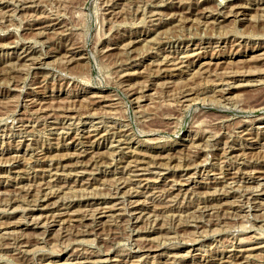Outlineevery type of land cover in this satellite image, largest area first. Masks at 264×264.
Instances as JSON below:
<instances>
[{
	"label": "rangeland",
	"instance_id": "374dc122",
	"mask_svg": "<svg viewBox=\"0 0 264 264\" xmlns=\"http://www.w3.org/2000/svg\"><path fill=\"white\" fill-rule=\"evenodd\" d=\"M23 1L0 0V264H264V0Z\"/></svg>",
	"mask_w": 264,
	"mask_h": 264
},
{
	"label": "bare ground",
	"instance_id": "6f19581e",
	"mask_svg": "<svg viewBox=\"0 0 264 264\" xmlns=\"http://www.w3.org/2000/svg\"><path fill=\"white\" fill-rule=\"evenodd\" d=\"M23 1V0H22ZM24 2V1H23ZM23 5V4H22ZM24 8H25V6H23ZM29 7V6H28ZM30 8V7H29ZM180 8V7H179ZM183 8V7H182ZM226 8V7H225ZM22 9V8H21ZM187 10V9H186ZM234 10H235V8H234ZM191 11V10H190ZM179 12H181L183 15L184 14H186L185 12H183V11H179ZM193 12V11H192ZM243 12V11H242ZM180 13V14H181ZM240 14H241V11L239 12ZM220 14V13H219ZM237 15V14H236ZM177 17L179 18V16L177 15ZM172 18V17H171ZM54 19V18H53ZM56 20V19H55ZM181 20V19H180ZM176 22H177V20H176ZM53 25H58V23H56V24H53ZM128 40V39H127ZM132 41V40H131ZM134 42L132 41V42H129L128 44H127V48H126V50H128L129 48H130V44H133ZM75 48V47H74ZM199 48V47H198ZM68 53H70L71 55H72V57L74 58V56H76L77 55V51L75 50V49H69V51H68ZM164 53V52H163ZM264 53V52H263ZM29 54L30 53H25L20 59H24V60H26V61H31V63L32 64H38V61H32L31 60V56H29ZM262 54V53H261ZM39 55V54H38ZM194 55V54H193ZM192 55V56H193ZM197 55V54H196ZM70 57V56H69ZM187 57H189V56H184L183 58H187ZM33 58V57H32ZM35 59V58H34ZM33 59V60H34ZM174 60V59H173ZM186 60V59H185ZM181 62H178V61H172V60H162V62H161V64H162V66H172V68H173V70H178L179 68H176V66L178 65V64H180ZM156 66V65H155ZM158 66V65H157ZM124 67V66H123ZM8 70V69H7ZM161 71H163L162 73H164V72H166V71H164V70H161ZM124 77V76H123ZM223 85V84H222ZM224 85H225V83H224ZM257 85V84H256ZM173 86V85H172ZM229 89H231V87L230 86H228V84H227V87L226 88H224V89H222L221 91L223 92L222 94H225L226 92H228V90ZM220 91V90H219ZM89 103V102H88ZM259 109V108H258ZM211 117V116H210ZM92 128L91 129H89L88 131H85L86 133H87V135H86V137L87 136H91V133H89V132H93V134H97L96 132H98L97 131V127L96 126H91ZM262 127H264V126H262ZM82 132H83V130H82ZM85 132H84V134H85ZM82 136H83V134H82ZM86 137H83V138H86ZM92 137V136H91ZM129 145V144H128ZM239 146V145H238ZM192 152H194V151H192ZM141 163H143V162H141V160L140 161H138V160H134V161H131L130 162V164L128 165V172H130V174L132 173V176H134V175H140L139 174V172L137 173L136 171H138V170H144V169H142V165H141ZM148 171V170H147ZM134 172H136L137 174H134ZM138 177V176H137ZM139 178V177H138ZM140 179V178H139ZM262 179H264L263 177H262ZM143 180V179H142ZM221 180V179H220ZM226 180V179H225ZM57 181V180H56ZM130 180H128V182H129ZM125 182H120L119 184H118V187L120 186V188H122L124 185ZM222 183H223V181H222ZM48 185V184H47ZM126 185H128V184H126ZM176 185V184H175ZM60 186V185H59ZM58 186V187H59ZM226 186H228V188L229 189H231V188H233V182H230V184L229 185H227L226 184ZM62 187V186H61ZM125 187V186H124ZM127 187V186H126ZM171 188V190H174V189H172L173 188V185L170 187L169 186V189ZM48 189V186H46V183L45 184H43L42 183V185H40V187H39V189H38V197L37 198H41L40 199V203H46V202H48L49 201V199H51V197H52V195L54 196V194L57 192V191H55L54 193L53 192H46V190ZM64 189V188H63ZM115 189H118L117 187L115 188ZM120 190V189H119ZM259 191V190H258ZM260 191H261V194H264V187H263V189H260ZM60 192V191H59ZM29 193L31 194V191H29ZM110 193V192H109ZM228 193H229V191H228ZM258 193V192H257ZM61 194V193H60ZM115 194V193H114ZM227 194V193H226ZM260 195V194H259ZM30 196V195H29ZM218 196V195H217ZM5 198V197H4ZM7 198V197H6ZM8 200L10 199V198H7ZM12 199V198H11ZM11 199H10V201H11ZM37 202H38V204H35V205H39L40 206V204H39V200H36ZM239 203V202H238ZM104 204V203H103ZM48 205V204H47ZM58 205V204H57ZM34 206V205H33ZM42 206V205H41ZM105 206V205H104ZM99 207L98 208V211H93V214H84V215H80V217H81V219H75V218H71V222H81V223H79L78 225L80 226V225H83L84 227H85V225H87V223H85V221H90L91 222V224H88L87 225V227L88 226H95V225H97V224H99V221L97 220V219H99V218H101V217H110V218H112V219H110V221H109V223L111 224V223H113V221L116 223V222H119L120 220H117V219H114V217H118V216H115V215H113V213L111 214H109V215H106V216H103V215H105L106 213H108V212H110V211H112V208L109 206V207ZM107 206V205H106ZM204 206V205H203ZM45 207V206H44ZM64 207H66V206H64ZM63 207V208H64ZM67 207H68V205H67ZM66 207V208H67ZM47 208V207H46ZM59 209V208H58ZM61 209H62V206H61ZM177 209V208H176ZM220 209H222V208H220ZM219 209V207H208V206H206V207H200L199 209H197V213H199V215H201L202 216V214L203 215H205V216H211L212 214H215V216L216 215H219V213H221L222 211ZM31 211V210H30ZM173 211V210H172ZM175 211V210H174ZM226 211V210H225ZM168 212H170V211H168ZM181 212V211H180ZM138 213V212H137ZM142 213V212H141ZM141 213H138V214H140V215H136V213H134L133 212V214H131L130 216H128V219L129 220H133V219H137V218H139V216H146V214H141ZM172 213V212H171ZM65 215V212H60V213H53V215H51V216H45L44 218V220H42L43 219V217H42V219H40V220H38V221H35V223H34V225H35V227H39V225H40V227H41V225H48V227H52V226H54V225H57V224H59V222H60V224H64L66 221L65 220H63L62 218H63V216ZM70 215V217L72 216V215H75V214H69ZM76 215H78V214H76ZM171 215V214H170ZM173 215V214H172ZM171 215V216H172ZM177 215V214H176ZM68 216V215H67ZM150 216V215H149ZM174 216V218H175V215H173ZM172 216V217H173ZM221 216V215H220ZM220 216H218V218H220ZM120 217V216H119ZM154 217V219H156L155 218V216H153ZM191 217H192V215H191ZM141 218V217H140ZM217 218V219H218ZM216 219V220H217ZM122 220H123V217H122ZM188 220V219H187ZM194 221V220H193ZM192 221V222H193ZM193 223H195V222H193ZM76 225V224H75ZM74 225V226H75ZM115 225V224H114ZM73 226V225H72ZM69 227V226H68ZM193 227H195V225L193 226ZM7 228V227H6ZM64 228V227H63ZM62 228V229H63ZM71 229V228H70ZM67 230V229H66ZM13 232V231H12ZM65 233V232H64ZM108 233V232H107ZM2 234L4 235L3 236V238L4 239H13V240H17L16 242H19L21 245H22V243H23V239L21 238V237H19V236H12L11 235V233L10 232H2ZM102 241V240H101ZM14 242V241H13ZM12 242V243H13ZM241 247V246H240ZM254 249H257V248H251V249H242V250H240V253L241 252H245V251H252V250H254ZM239 250V249H238ZM149 251V250H148ZM16 257V256H15ZM86 257V256H85ZM84 256H83V258H85ZM234 257V256H233ZM236 257H238V256H236ZM235 257V258H236ZM240 257H246V256H244L243 255V253H242V255L240 256ZM248 257V256H247ZM87 258H88V256H87ZM84 261V260H83ZM86 261V260H85ZM236 261H235V259H233L232 257L231 258H229V259H225V260H221V262L220 263H222V264H236L235 263ZM93 263V262H92ZM69 264H86V262H73V263H69Z\"/></svg>",
	"mask_w": 264,
	"mask_h": 264
}]
</instances>
